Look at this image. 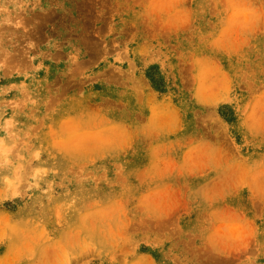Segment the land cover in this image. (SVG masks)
Listing matches in <instances>:
<instances>
[{"label": "rangeland", "instance_id": "rangeland-1", "mask_svg": "<svg viewBox=\"0 0 264 264\" xmlns=\"http://www.w3.org/2000/svg\"><path fill=\"white\" fill-rule=\"evenodd\" d=\"M0 264H264V0H0Z\"/></svg>", "mask_w": 264, "mask_h": 264}]
</instances>
